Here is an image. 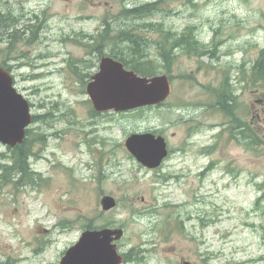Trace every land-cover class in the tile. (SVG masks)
<instances>
[{
	"label": "rangeland",
	"instance_id": "374dc122",
	"mask_svg": "<svg viewBox=\"0 0 264 264\" xmlns=\"http://www.w3.org/2000/svg\"><path fill=\"white\" fill-rule=\"evenodd\" d=\"M263 49L264 0H0V66L34 118L31 178L0 167V264H59L102 228L122 229L121 264H264ZM103 53L166 74V101L99 115L86 85ZM251 108L252 125L234 118ZM147 131L169 149L154 169L125 147ZM12 149L0 143V164Z\"/></svg>",
	"mask_w": 264,
	"mask_h": 264
},
{
	"label": "water",
	"instance_id": "95a60500",
	"mask_svg": "<svg viewBox=\"0 0 264 264\" xmlns=\"http://www.w3.org/2000/svg\"><path fill=\"white\" fill-rule=\"evenodd\" d=\"M89 100L98 112H124L163 103L171 92L166 74L138 75L123 64L104 57L86 89ZM33 121L28 100L13 85L10 72L0 66V143L14 148L21 145ZM125 147L136 160L148 168H156L168 155L166 140L152 132L132 133ZM102 210L116 206L112 196L100 199ZM123 234L121 228L85 230L79 240L66 249L59 264H121L115 241ZM184 264H190L184 261Z\"/></svg>",
	"mask_w": 264,
	"mask_h": 264
},
{
	"label": "trees",
	"instance_id": "16d2710c",
	"mask_svg": "<svg viewBox=\"0 0 264 264\" xmlns=\"http://www.w3.org/2000/svg\"><path fill=\"white\" fill-rule=\"evenodd\" d=\"M154 5L155 4H153V6ZM150 9H151V7L149 4H144L143 6H140V7H135V8L128 9V10L126 9L123 12L129 13L130 15L134 16V15H139L140 12H142V11H145V10L149 11ZM107 25H108V28L106 27V29H107L106 31H109V24H107ZM183 40H184V37H180L176 40V42L179 43V42H182ZM160 48H161V50H163L162 51L163 60L167 61L168 59H170V52H169L170 50L168 48L163 47L162 45H160ZM254 69H255L256 78L264 80V49L261 50L260 55L256 61L255 66H254ZM137 72L139 74L145 75V76L155 75L154 70L152 68H149V67H142V69L137 70ZM28 132H29V130L27 129L26 134ZM11 151H12L11 154H12V163L13 164L12 165L10 164V166H7L8 163L0 164V167L1 168L6 167L5 168L6 171H11L13 169H17V171L19 173H21L22 176H25L27 179H30L32 176V171L30 170L28 158L30 157V155H32V152H31V147L27 143V140H25L21 145H19V146L17 145L16 147H14ZM9 173L10 172H5V174H3V177H5V176L7 177V175H9ZM88 229H90L89 226H88ZM126 259H129V258L126 257Z\"/></svg>",
	"mask_w": 264,
	"mask_h": 264
},
{
	"label": "flooded vegetation",
	"instance_id": "af4514ba",
	"mask_svg": "<svg viewBox=\"0 0 264 264\" xmlns=\"http://www.w3.org/2000/svg\"><path fill=\"white\" fill-rule=\"evenodd\" d=\"M125 39H127V38H125ZM144 39V38H143ZM148 39V38H147ZM190 42V41H189ZM188 42V43H189ZM192 42H194V41H192ZM133 43L135 44V46H136V48H140V47H142V46H144V45H146V42H144V43H142L141 42V39L139 38V36H136V38L133 40ZM181 43H183V42H181ZM186 43V42H185ZM147 44H148V51H150V48L152 47V44H154V42H152V41H150L149 39H148V41H147ZM175 47H181V44L180 43H171V46H170V48H169V52H170V55L171 54H173V49L175 48ZM143 48V47H142ZM142 52H145V50L143 49L141 52H139V53H142ZM142 55H144V54H142ZM104 57H109V58H112V59H114V60H117V61H119V62H121L122 64H123V67L126 69V70H129V71H134L135 73H137V74H139L138 72H137V70H139V69H142V63L140 62V61H138V62H134V64H131L128 60H124V59H122L121 57H119L118 55H116V54H107V53H103L101 56H100V58H99V61H98V68H97V70L93 73V74H91V75H88L87 77H89V80H88V83L92 80V77H93V75L96 73V72H98L99 71V69H100V63H101V61H102V59L104 58ZM91 63V60H90V58H88L87 60H85L82 64L81 63H79V64H75V66L77 67V69H79V70H81V67H88L89 66V64ZM150 68V67H149ZM83 72V71H82ZM139 75H141V74H139ZM83 77L85 76V75H82ZM142 76H145V75H142ZM169 80H170V78H169ZM88 83H87V85H88ZM170 83H171V80H170ZM87 85H86V89H87ZM171 93V92H170ZM224 96L225 97H227L228 99L230 98L231 100H232V96H231V94L230 93H227V94H224ZM166 101V100H165ZM164 101V102H165ZM230 103H232V101L230 102ZM162 104V103H161ZM161 104H158V105H154V106H146V107H157V106H160ZM224 107V106H223ZM141 108H143V107H141ZM137 109H140V108H137ZM229 109H231L230 108V106H229ZM95 110V109H94ZM134 110H136V109H134ZM96 112H98L97 110H95ZM98 114L99 115H104V112H98ZM234 118H249V124L250 125H252V122H253V115H252V108H251V110L250 111H247V110H245V112H244V114L242 115V117H234ZM258 118H262L260 115H258ZM248 128V127H247ZM246 128V126H245V128L244 129H247ZM147 132H151V131H147ZM242 131H240V133H241ZM152 133H154V132H152ZM154 134H156V133H154ZM156 135H158V134H156ZM165 138V137H164ZM166 140V139H165ZM166 144H167V141H166ZM167 149H168V146H167ZM168 154H169V149H168ZM168 156V155H167ZM164 161V160H163ZM162 161V162H163ZM162 164V163H161ZM148 168V167H147ZM157 168V167H156ZM150 169H154V168H150Z\"/></svg>",
	"mask_w": 264,
	"mask_h": 264
},
{
	"label": "bare ground",
	"instance_id": "6f19581e",
	"mask_svg": "<svg viewBox=\"0 0 264 264\" xmlns=\"http://www.w3.org/2000/svg\"><path fill=\"white\" fill-rule=\"evenodd\" d=\"M19 146V145H18Z\"/></svg>",
	"mask_w": 264,
	"mask_h": 264
}]
</instances>
